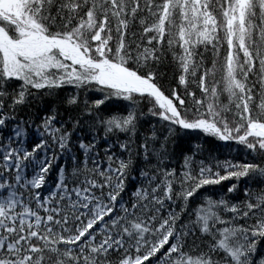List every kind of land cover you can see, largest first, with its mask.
I'll use <instances>...</instances> for the list:
<instances>
[{
  "label": "snow or ice",
  "instance_id": "1",
  "mask_svg": "<svg viewBox=\"0 0 264 264\" xmlns=\"http://www.w3.org/2000/svg\"><path fill=\"white\" fill-rule=\"evenodd\" d=\"M0 264H264V0H0Z\"/></svg>",
  "mask_w": 264,
  "mask_h": 264
},
{
  "label": "trees",
  "instance_id": "2",
  "mask_svg": "<svg viewBox=\"0 0 264 264\" xmlns=\"http://www.w3.org/2000/svg\"><path fill=\"white\" fill-rule=\"evenodd\" d=\"M224 154L227 155V151H226V150H225ZM234 154H235V153H233V155H234Z\"/></svg>",
  "mask_w": 264,
  "mask_h": 264
}]
</instances>
